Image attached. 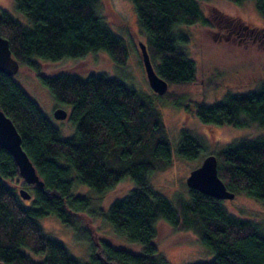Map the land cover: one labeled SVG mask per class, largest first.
<instances>
[{
	"label": "trees",
	"instance_id": "obj_1",
	"mask_svg": "<svg viewBox=\"0 0 264 264\" xmlns=\"http://www.w3.org/2000/svg\"><path fill=\"white\" fill-rule=\"evenodd\" d=\"M13 1L31 25L3 10L0 34L9 40L20 65L36 71L59 104L72 105L68 117L75 133L63 137L16 74L0 70V107L16 124L23 147L45 182L44 189L23 182L35 194L34 204L25 205L26 198L8 183L20 176L18 166L12 154L0 147V260L9 264H168L155 243L157 223L163 219L179 230L195 232L213 251L211 261L194 264H264L263 223L233 214L222 199L194 188H188L189 201L180 194L174 204L153 187L150 176L171 165L172 148L160 109L149 94L104 72L92 71L86 77L70 71L40 72L41 60L82 57L99 50L107 51L117 65L126 63L128 44L99 13L101 0ZM131 1L158 74L170 87L195 81L196 63L181 26L210 24L203 8L209 0ZM230 1H253L264 16V0ZM170 87L157 94L206 124L245 127L253 121L264 126V81L255 90L227 92L211 104L187 103L182 93ZM204 148L199 136L181 130L180 157L194 159ZM212 153L218 157V172L228 189L245 191L264 202V135L241 138ZM126 177L134 186L101 215L119 234L141 245L140 252L97 239L84 218V214H96L92 201L74 192L77 183L103 192ZM50 214L72 227L76 236L89 239V262L80 261L65 243L44 230L39 218ZM32 253L43 256L35 259Z\"/></svg>",
	"mask_w": 264,
	"mask_h": 264
},
{
	"label": "rangeland",
	"instance_id": "obj_2",
	"mask_svg": "<svg viewBox=\"0 0 264 264\" xmlns=\"http://www.w3.org/2000/svg\"><path fill=\"white\" fill-rule=\"evenodd\" d=\"M203 8L210 24L194 23L181 26L189 36L186 48L196 63V79L188 85H173L170 90L182 93L181 99L187 103L204 101L208 104L222 100L227 92L255 90L264 81V16L256 9L253 1L236 4L230 0H209L203 2ZM3 10L23 24L31 25L25 14L15 7L13 0H0V12ZM99 13L112 31L128 44L129 55L126 63L117 65L107 51L99 50L82 57H66L57 61L41 60L40 72L52 75L60 71H70L82 77L92 71L104 72L149 94L160 109L172 148L171 165L153 172L150 181L153 187L167 196L172 203H177V196L180 194H184L189 201L186 178L191 170L199 166L209 153L216 152L241 138L264 135V126L253 121L245 127L206 124L195 114L187 113L185 107L161 98L153 91L146 76L139 47V40L145 41L146 34L138 21L133 2L101 0ZM229 24L233 28L232 32L228 29ZM237 32L249 34L240 35ZM16 78L48 117L60 127L63 137L75 133V124L68 116L58 119L54 115L58 106L66 108L70 113L72 105L59 104L49 89L42 84L36 71L27 66H20ZM184 128L199 136L205 146L194 159L182 158L177 152L181 130ZM23 182L24 179L20 176L8 180L17 190L25 187L22 186ZM133 186L131 178L126 177L115 187L103 192L82 183L74 186V192L87 195L92 201L90 206L96 214L87 212L92 216L84 214V218L97 239L106 240L115 247L140 252L141 245L119 234L101 215V211H106L114 199L127 195ZM29 191L32 192L30 188ZM34 198L33 191L32 197L23 199V203L32 206ZM222 202L233 214L264 224V202L245 191L236 193L234 198L223 199ZM39 222L49 235L65 243L73 256L83 262L90 261L89 239L76 236L75 230L54 214L40 217ZM155 243L158 252L168 264L209 262L214 256L213 251L202 243L195 232L179 230L163 219L157 223ZM32 256L39 259L43 254L32 253Z\"/></svg>",
	"mask_w": 264,
	"mask_h": 264
},
{
	"label": "water",
	"instance_id": "obj_3",
	"mask_svg": "<svg viewBox=\"0 0 264 264\" xmlns=\"http://www.w3.org/2000/svg\"><path fill=\"white\" fill-rule=\"evenodd\" d=\"M141 57L148 82L154 92L164 94L169 90V82L158 74L150 58L147 44L139 40ZM19 60L13 55L9 40L0 34V70L14 75L20 69ZM54 115L58 119H64L69 112L64 107H57ZM0 147L8 150L18 166L19 175L27 184L34 185L39 189L45 188V182L39 175L37 168L22 144V135L10 116L0 107ZM190 188L197 189L207 195L218 199L234 198L236 192L228 189L218 172V157L215 153L206 155L202 163L191 170L186 178ZM19 192L23 198L32 197L27 188H20ZM48 193L51 194L49 190ZM0 264H9L0 260Z\"/></svg>",
	"mask_w": 264,
	"mask_h": 264
},
{
	"label": "flooded vegetation",
	"instance_id": "obj_4",
	"mask_svg": "<svg viewBox=\"0 0 264 264\" xmlns=\"http://www.w3.org/2000/svg\"><path fill=\"white\" fill-rule=\"evenodd\" d=\"M229 26V30L231 29V31L230 32H232V30H233V28L230 26V24L228 25ZM229 32V33H230ZM252 32V31H251ZM238 34H240V35H246V34H249V32H246V33H244V32H237Z\"/></svg>",
	"mask_w": 264,
	"mask_h": 264
}]
</instances>
